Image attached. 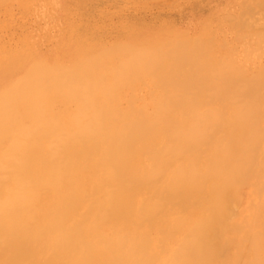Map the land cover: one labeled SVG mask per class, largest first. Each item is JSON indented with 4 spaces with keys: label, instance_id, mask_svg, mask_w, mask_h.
<instances>
[{
    "label": "bare ground",
    "instance_id": "bare-ground-1",
    "mask_svg": "<svg viewBox=\"0 0 264 264\" xmlns=\"http://www.w3.org/2000/svg\"><path fill=\"white\" fill-rule=\"evenodd\" d=\"M3 1L7 0H0V4ZM260 1L262 2V0ZM260 1L257 3H260ZM258 6L260 7V5ZM250 9L249 11H252ZM241 14V16L244 15L242 12ZM227 18L228 21H231L235 19V16L234 18ZM247 23L246 21L245 24ZM260 31L263 32L264 29ZM248 32L249 37L246 33L244 35L242 33L241 36L240 33H235L236 37L233 38L235 40H240L242 36L253 38L251 35L254 34L250 32L254 33V29ZM182 33H185V31ZM260 33L257 32L254 37L256 38L258 35L259 38L257 37V42L254 43L262 50L256 47L259 53L258 50H256L257 53H254L259 60L260 54L262 56L264 52V41H262L264 39H261V37L264 38V34ZM180 35L183 36L184 34ZM197 39L194 40V43H199L200 48L194 43L193 45L197 47L193 48L194 46L191 44V49H189L191 54L189 51H185L186 56L189 57L190 54V57H187L188 60H185L186 56L182 58L183 63L181 62V65L177 61L176 63L179 66L177 64L178 67L174 69L170 59H173L172 56L178 53L177 50L179 51V48H181L179 46L181 44L184 46L190 38L186 42L184 40L179 42V39L177 42L175 39L177 43L174 44L175 42H173L175 48L179 43L176 53L173 52L174 48H172V50L166 49V51H170L165 52L166 55L163 52L162 55L160 54L162 51L155 49L157 46L150 49L151 53L146 51L147 48L143 49L146 54L142 49V51L140 50L142 53L139 50H137L139 52L133 51L131 58L119 61L124 66H120L118 63L116 69L118 66L121 68L119 67L120 69H117V71L115 69L114 74L119 77L114 75L110 82L103 76L104 71L107 69H103V75L100 73L101 67L107 59L106 57L103 59L104 61L101 59V52H107V50L100 52L99 59L103 61L100 67H98L99 61L96 63L93 61L95 56H91L93 59H90L100 69V74L97 73L98 71L96 72L97 77L100 75L99 78L92 75L95 67L90 62L91 68L87 62L89 59L86 60L87 65L94 69L92 70L93 73L88 72V74L95 79L91 76L86 78L88 74L84 75L86 77L83 80L79 81L77 79L78 75H74L73 72L76 73L83 66H78V69L73 72L70 69L71 73L69 72L70 75H68L67 71L70 70L67 69L69 68L65 69L67 71L64 72L63 67H48L49 64L47 65V62H44L45 59L28 61L30 59L29 55L33 54L30 50V54H27L29 56L27 61L23 60L26 56L24 54L23 59L14 58V60L11 58L13 61L5 64L0 69V264H221L215 262V256L220 251L224 252L226 250H232L234 256L229 257L230 259L222 264H238L243 256H246V260L243 257L245 263H242L247 264L250 261L247 255L249 256L248 253L251 254L252 252L254 253L251 254L253 260L255 259V249L258 247L260 249L261 246V244L258 245L261 242H258L257 236H254V229L257 227L254 225L256 219L250 217V221H245L241 225L236 222L229 223V226H227L226 223L231 220L232 217L230 216L233 215L228 211L234 210V202L236 203V200H238L236 197L242 192L244 185L249 186L252 197H255L253 194L255 195L256 191L264 195V73L260 71H264V66L261 63L263 67L260 65V70H257L260 74L251 73L254 69L247 76L246 73H249V71L246 72V69L242 68L244 72L238 66L237 70L236 66L235 69H232L231 66L233 67L236 64L228 65L230 62L227 64V60V62L223 61L225 59V57H223V60L221 58L223 52H221L220 57H216L221 59L217 62H221V65H213L214 61L212 62L213 59L210 61V58H214V56L210 57L211 54L207 53L209 47H203L202 50L206 53L202 56L201 41L203 40L198 39L197 41ZM30 41L32 42V40ZM190 41L181 50L184 51V48H188ZM206 41H203V43H206ZM243 41L240 44H243ZM261 42H263V47ZM238 43L236 41V44ZM254 43H252L253 47ZM33 44L31 43V45ZM124 45L126 48V44ZM252 45H249V47ZM34 46L36 47L35 44ZM119 46L121 47V44ZM220 46L223 45L218 47ZM35 47L33 48L35 49ZM39 48L37 47L38 50H40ZM161 48L160 46L159 50ZM198 48L200 51H198ZM250 48L247 50L250 51ZM117 49L118 47L115 48V50ZM223 49L225 50V47ZM233 49L235 51L236 48ZM129 50L127 49L125 53ZM209 50L211 48L208 49V52ZM36 52L38 53V51ZM111 53L110 55H112ZM120 53L122 54V52ZM234 53L236 54V52ZM206 55L208 58L210 57L208 59L210 67L205 66L206 61H208L204 60L207 57ZM176 56L174 58H178ZM198 56H206L201 58L204 62ZM245 56L244 58L248 57ZM0 57L2 56L0 55ZM99 59L97 57V60ZM84 61L81 62L82 65ZM222 61L226 65L222 64ZM108 62L106 61L105 63L108 65L104 63V66H109L113 62L112 58ZM182 64H189V71L185 69L186 65ZM87 65L84 68L89 70V67H86ZM215 66L220 68L216 69ZM193 67H195L194 70ZM75 68L73 67V69ZM161 68L166 71L171 81L170 84L172 85L169 87L172 86V91L166 96L162 94H166L165 91L161 92L162 95L158 94L159 98H157L160 101L162 98L161 104L159 100L155 102L154 99L155 106L151 105L153 102L150 103L151 107H154L150 111L144 109L145 105L147 107V104L143 105L145 101L141 102L142 107L141 105L138 107V109L141 107L143 110H134L133 106L137 100L135 98L133 101H131L132 99L128 100V102H134V105L130 104L132 109H123V107L122 109H109L98 106V108H94L95 92L97 94L100 90H107V93L102 94V98L105 97L108 100L111 94L117 95L118 92L120 93V91H114L119 88L118 86H127L143 78L145 80L148 74V76L156 77L157 74L154 75L156 73L154 71ZM81 69L80 71L84 70ZM123 69L125 72L122 71ZM210 69L214 72L212 73ZM182 70L185 71L180 73ZM110 72H113V70ZM110 72L108 70L109 74H111ZM122 72L123 74H121ZM184 72L188 77V74H191L190 78L187 79ZM173 73L174 76H172ZM251 74L255 76H251ZM122 75H126L124 77L128 79L126 80L128 83ZM177 75L179 77L186 76L185 78L189 83H182V81L186 82L187 80L182 77L184 80L181 81ZM175 76L177 81H175ZM101 77L107 79L108 82H104V84L109 83L107 86H101L103 85L102 79L100 80ZM170 77H173L174 80ZM98 80L102 83H98ZM52 82H55L54 85L56 83L59 85L56 90L50 89L49 84ZM157 82L159 83V80ZM153 83L156 84V81H153ZM141 87L139 92L143 90ZM123 89L125 88L123 87ZM134 89L135 87L133 91L131 89L132 94L130 93V95H133ZM120 90L122 91V88ZM203 92H206V95ZM99 93L101 94V92ZM190 93H192L193 98L195 96L196 100H200L199 97L201 96L205 99L202 97V101H199L200 105L199 102H197L198 105H196V102L193 105L192 102L195 98L193 99L191 95L190 98L188 95ZM100 94L98 96H101ZM177 94L178 96H176ZM183 96L189 97V100L193 99V101L187 100L189 104L185 105L183 104L186 103L185 99L187 98L185 97L181 98L185 101H181V104L180 99L179 101L177 99ZM216 96L225 97V100L228 98L231 102L234 100L237 103L239 101L237 99L240 97L242 101L239 102H243L245 97L248 100L238 103L239 107L236 106L234 109L235 105L233 103L236 102L233 101L229 106L227 99L228 104L226 101L224 104L230 108L232 105L230 114L229 110L227 111L228 107L224 104L226 112L225 110L223 112L224 107L222 108V106H218L222 109L221 111L215 110L216 108L214 109L213 106L215 114H209L212 110L211 112L207 110L212 108L211 105L215 103ZM114 97L110 96L112 99ZM131 97H134V95ZM165 97H168L167 102L164 101ZM206 97L207 99L210 97L211 100L214 99L213 97L216 98L213 101L214 103L209 100L208 103ZM235 97L238 98L235 100ZM70 98L81 99L79 101L82 103L79 104L82 105L84 101L85 106L72 112H68L70 111L68 109L64 110L68 108L67 102L64 100ZM220 99L218 97L216 104L224 101V99ZM107 100L105 102H109ZM206 102L207 104H205ZM58 103H60L59 105L66 103V106L65 104V107L61 105L64 109H60ZM76 104L78 105V103ZM55 105L57 107L54 109ZM150 105H148V108H151ZM203 105L208 107H205L207 110L204 109V112H202ZM242 105L243 108L240 107ZM198 108H200L199 111H194ZM69 109L73 110V108ZM201 109L202 111H200ZM257 112L259 115H254ZM221 114L230 116L223 117ZM225 120L227 122L223 123ZM232 203L234 205L233 209L229 207V205L232 206ZM236 204L237 207L235 208H238L239 203ZM263 204L264 199L261 206ZM168 207L172 210L171 214L167 212ZM164 209H166V212ZM173 209H178L177 211L181 212V215L176 211L173 214ZM198 209L201 210V213L199 212L197 215L195 212L191 216L192 220L189 221L190 215H187L191 214V210ZM254 210L256 209L254 208ZM235 212L237 211L235 210ZM261 212L259 214L255 213L259 216L261 214L263 218L264 211ZM167 213L171 217H174L176 213L178 214L172 219L173 224H170L172 227L167 225V222H169ZM165 215L167 222L163 221ZM255 216V218L258 217ZM223 221L226 222H224L225 225ZM163 222L166 223H164L166 229L169 226L171 230L169 228L166 231L162 227ZM186 223L192 224L189 230H185L188 228ZM182 225L187 226V228ZM222 225L225 226L223 227L224 230L221 229V232H219L218 227H222ZM179 226L185 228L181 233L183 237L177 234L180 237L177 236V238L181 239V242H178L176 247H171V243L168 244L171 247V253H173L170 256L166 253L168 258L165 260V257H162L164 254L161 255L163 252L159 253L157 249L155 252L153 248H157L156 245L163 246L162 244L167 241L166 239L175 236L176 232L180 234L179 231L183 228H179ZM221 234L224 235L221 237ZM177 238H175V241H177ZM221 240L224 241V245L221 244L220 246ZM182 242L183 244H181ZM245 243H248L247 246ZM249 245L252 247V252L247 251V249H251L248 247ZM167 246H163L161 249L166 252L168 251ZM253 248H255L254 251ZM161 249L159 248V250ZM256 250L258 251V249ZM168 252L170 253V251ZM158 257H161V259ZM238 258L240 259L238 260ZM256 261L262 263L261 260L256 259ZM251 262H253L252 259L249 263L253 264ZM257 262L255 264H259Z\"/></svg>",
    "mask_w": 264,
    "mask_h": 264
},
{
    "label": "rangeland",
    "instance_id": "rangeland-1",
    "mask_svg": "<svg viewBox=\"0 0 264 264\" xmlns=\"http://www.w3.org/2000/svg\"><path fill=\"white\" fill-rule=\"evenodd\" d=\"M29 1L30 2L33 1L34 3L32 2L30 4ZM259 1L260 0H166V1L165 0H160V1L159 0H153V1L152 0H147V1L146 0H133V1L132 0H77V1H74V0H48V1L47 0H22V1L21 0H10L9 1V0H7V1H3L2 4H4V5L0 4V55L2 57L3 56L4 57L3 58L0 57V60H1L0 69H2L3 66H5V64L10 63L11 61H13V60H11V58L12 59H14V58H16V59H19V58L20 59H23L24 54H25L26 56L23 59L24 61H27L28 60L27 57H29V56H30V59L28 61L41 60V59L44 60L45 59L44 62L45 63L47 62L46 63L47 65L49 64L48 67L49 66H57L58 68L63 67L64 68V72L67 71V70H70V69L73 72L76 69H78V66L79 67L83 66V68L82 69L80 68V69L81 70L84 69L83 71L85 72V74H84L83 71H80V69L78 70L79 71V74L81 76L83 75L82 77L78 74V71H76L77 74L73 72L74 75H76V76L78 75L77 76V79L80 81V80H83L84 77H86L84 75H87L88 72L90 74L93 73L92 70H94V69H95L94 74L97 71H98L97 73H99L100 72V69L98 67H100V65H102V63L104 61L103 59H105V57H106L107 59H105V62L106 61L108 62L110 60V58H112V60H113L112 63H114V64L111 63L110 65H112V66H110V65L109 66H104V63H105L104 62L103 65H102V67H101L102 70H101L100 73H101V75L104 74L103 76H105L108 79V81L110 82V79L112 80L113 79V76L115 75L114 74L115 73L114 71H115L118 63L120 64V62H121L122 59H126L127 60L128 58H131V55H133V53L135 51H137V50L140 51L141 49L143 50L144 48L145 49L147 48L146 51L147 52H150L151 51L150 50L151 48H155L157 46L158 48L156 47L155 49H157L160 52L162 51L161 53L160 52H158V53H160V54L163 55L165 52L168 51V50L166 51V49L172 50V48H174L173 49L174 50L173 52L176 53L177 48L181 47V48H179V51L177 50L178 53L176 54L178 56V58H180V56H181V58L179 60H178V58H174L176 55L172 52L174 54L172 56L173 59L172 58L170 59L172 61L171 63L173 65V69L175 67L177 68L179 66V64L176 63V62L179 61L180 65H181V62L183 63L182 58H185V56H186L185 55L186 54L185 51H189V53H190V50L189 49H191L190 48L191 47V44H192V46H194L193 48H196L197 47V46L195 47V45L197 44V42L195 44L194 43L195 42L194 40L198 38L199 40L201 39L204 42L207 40L206 41L207 44L206 43H203V41H201L202 42V44H201V50L203 49V47H206V46L209 47V48H211V50H209V52H208V49L209 48L207 49V53L211 54L210 57H213L214 56L215 59L209 57L210 58V61H211V59H213L212 60V62L214 61L213 62V65L214 64L215 65L216 64H218V65L220 64L221 65V62L217 63L218 60L221 61V59L216 58V57H220L221 52H223L222 53V56H221L222 60H223V57H225V59L223 61H225V62L228 61L227 64L230 62L228 65H230V64L231 65L236 64L233 67L231 66L232 69L235 66H236V70L238 68H240V67H241V69L242 68L246 69V72L249 71V73H246L247 76H249L250 75V72L252 70L255 69L251 73H259L258 71L260 70L259 69L260 65L262 66V64H263V66H264V56H263L264 55V52L262 54L263 57L260 54V56H259L260 57V60L256 58V55H254V53H257L256 50H258V49L261 48V47L258 48V46L255 45V43H254V42H257L256 39L258 37V35H257V37L254 38L255 37V34H257V32H259V33L261 32L260 34H264V31L263 32L260 31L261 29L262 30L264 29V0H262L263 3L261 1H260V3H257ZM7 2H8V4H6ZM42 2L44 3V5H43ZM24 4H26V5H24ZM29 5H30V7H29ZM258 5H260V7L262 5L263 6L260 8ZM247 6L249 7V9L251 8L250 10H252V11H249V9H248ZM12 7H14V8H12ZM16 8H18V9H16ZM241 12L244 13L243 16H241L242 15ZM249 12H252L253 14L252 13L249 14ZM230 14H232L233 16L230 15ZM234 16H235V19H232V20L229 19L231 21H228V18L227 17H230V18L233 17L234 18ZM254 18H256L257 20L254 19ZM10 19H11V21H10ZM241 21H244V22L242 23ZM246 21L249 23V25H248V23L245 24ZM249 27L252 30L254 29V33L253 32H250V33L254 34V35H251V37H253V38H251V39L250 38H246V37L244 38L242 36V38H244V39L241 38L242 40H244L243 41V44H240L241 41H242L241 39L240 40H235L233 38V37H236L235 36L236 35L235 33H237V34L240 33L239 34L240 36H241L242 33H243V35L246 33L247 37H249L250 34H249L248 31L249 30L251 31V29ZM14 31H15V33H14ZM167 31H169V32H167ZM184 31H185V33H182ZM168 33H170V34H168ZM180 34H182V35L184 34V35L181 36ZM230 37H231V39H230ZM189 38H190L191 41L189 40L190 43H188L189 45L187 44L188 45V48H184V51L181 50L182 47L186 46L185 44L187 42H189V41H187V39H189ZM34 39H35V42L33 41ZM175 39H176V41L179 39L178 40L179 42H180V40H184L185 42L186 41L187 42L186 43L184 42L185 43L184 46H182L181 43H180L181 45L179 46V43H178L177 46H179V47L176 46V48H175V45H173V42H175ZM198 39H197V41H198ZM209 39H211V40H209ZM261 39H264V38L261 37ZM30 40H32V42ZM169 41H171V43H169ZM236 41H237V43L239 41V43L236 44ZM258 41H259V39H258ZM262 41H264V40H262ZM33 42L36 45V47L34 46ZM165 42H167V43H165ZM248 42H250V44H248ZM31 43L33 45H31ZM193 43L195 45H193ZM252 43H254V47L255 48L257 47L258 49L257 48L255 49L253 47ZM261 43L260 44L263 47V42H261ZM110 44H112V45H110ZM119 44H121V47L119 46ZM124 44H126V48H125V45ZM174 44H177V43L175 42ZM203 44H205V45H203ZM209 44L212 45V47H210ZM260 44H259V46H260ZM197 45L199 46V43ZM217 45L218 46L219 45H223V46H220L221 47L220 48ZM249 45H252L250 47H253V48L251 49L249 47ZM97 46H98V48H97ZM160 46L162 47L161 50H159ZM33 47H35V49ZM37 47L38 48L41 47V48H39L40 50H38ZM117 47L120 50H118V49L115 50V48H117ZM224 47H225V50L223 49ZM230 47L232 48L233 51H234L233 48H236L235 51H234V52H236V54L231 50ZM129 48H131V49L129 50ZM163 48H165V49H163ZM199 48H200V46H199ZM199 48H198V51H200ZM249 48H250V51H248ZM86 49H88V50H86ZM127 49L129 51H127V53H125ZM155 49H152V50H155ZM243 49H246V50H243ZM29 50L33 54H30ZM102 50L103 51L104 50H107V52H101ZM123 50H124V52H123ZM36 51H38V53ZM108 51H110V52H108ZM111 51H112V53H111ZM139 51H137V52H139ZM141 51H140V53H142ZM146 51L143 50V52L145 54H146ZM181 51H183L184 53L181 52ZM204 51H205V49H204ZM18 52H20V53H18ZM21 52H22V54H21ZM24 52H26V53H24ZM100 52H101V57H102L101 59L103 61L101 59H99ZM120 52H122V54ZM129 52H131L132 54L129 53ZM155 52H157V51H155ZM201 52L203 53L202 56L206 53V51L204 53L203 50ZM212 52L213 53L215 52L214 55H212L213 54ZM241 52H243V53L240 54ZM103 53L104 54L105 53L106 54L108 53V54L107 55H104ZM110 53L112 55H110ZM113 53H114V56H113ZM258 53H259V50H258ZM27 54L28 55L30 54V55L27 56ZM89 54H91V55H89ZM97 54H98V56H97ZM166 54L167 53H165V55ZM187 54H188V52H187ZM190 54H189V57H190ZM250 54H251V56H249ZM183 55H184V57H183ZM231 55H233L235 58L233 56L231 57ZM91 56L92 57L95 56L96 59H95V57H94V59L91 58ZM206 56H204V57H206ZM244 56L245 57L248 56L250 58L247 59L248 57L247 58H244ZM44 57H46V58H44ZM97 57H98L99 60H97ZM187 57L188 56H186L185 60H188L189 57L188 58ZM204 57L198 56V58L200 60H202L203 62H204V60H208L209 59L208 56L206 57V59ZM201 58H204V60L201 59ZM9 59H10V61H9ZM88 59H89V61H87L88 62V65L91 62V64L95 67L94 69H91L92 68L91 65H89V66H91V68L87 65L86 60H88ZM90 59L91 60L93 59V61L95 63L99 61L98 67L96 66L97 64L93 63V61H91ZM199 59H196L195 58V60H198V61H199ZM251 59H252V63H251ZM185 60H184V62H185ZM215 60H217V61H215ZM244 60H246V61H244ZM83 61H84L85 64L83 63V65H82L81 62H83ZM223 61H222V64L226 65L225 62H223ZM206 62H207V64L205 66H207V65L209 66V64H208L209 63V60L206 61ZM198 63H200V62H198ZM121 64H120V66H124V64L123 65H121ZM177 64H178V66H177ZM254 64H256V65H254ZM85 65H87L86 67H89V70H88V68H86L87 70L84 68ZM105 65H108V64L105 63ZM182 65H186V64H182ZM203 65H204V63H203ZM120 66H118L117 69H120L121 68ZM237 66H238V68H237ZM73 67H76V68L73 69ZM96 67L98 68V70L96 69ZM253 67H255V68H253ZM63 68H61V69L63 70ZM67 68H69V69H67ZM112 68H114V69H112ZM194 68L195 67H193V70H194ZM215 68L217 69V68H220V67L219 66L218 67L215 66ZM215 68H212V69L213 70H216ZM250 68H251V70H250ZM65 69H67V70H65ZM103 69H107V70L104 71ZM117 69H116V71H117ZM185 69H187V70L190 69L189 68V64L186 65ZM212 69H210V70L213 73L214 71H212ZM244 69H242L243 72H244ZM71 70L70 71H67L68 72L67 73L68 75H70ZM108 70H109V72L111 70H113V72H110L111 74H109L108 73ZM86 71H87V73H86ZM90 71H92V72H90ZM103 71L105 73H103ZM122 71H124V69ZM183 71H185V70H182V72H180V73H183ZM260 71L264 73V71H262V70H260ZM80 72H83V73H80ZM154 72H156L154 75L157 74L156 77L155 76H152V75H151L152 77L151 76H148L149 75L148 74L146 76L145 80L142 77L143 79H139V80L135 81L136 83L133 82V84L131 83L132 85L131 84H128L129 85V88L128 89H127L128 85L126 83H125V85H127V86H122V85H121L122 87L118 86L120 89L122 88V91L119 88H117L118 90L115 89L114 91H120V93L119 92L117 93V92H114V91H110L112 93H117V95L116 94L115 95L114 94H111L112 96H115L114 99L110 98L111 95L109 96L108 100L105 97L102 98V94H104V92L107 93V90H104V91L103 90H100L99 92H101V94L99 92L96 94V92H95L94 95H96V96H95V100H94V102H95L94 103V108L103 107V108H109V109H113V108L122 109V107H123V109H132L131 106H130V104L131 105L132 104L134 105V102H131V101H133L134 98H135L137 100L135 101V105L133 106L134 107V110H139V109L140 110H143L141 107L143 105L147 104V107H145L146 106L145 105L144 106V109H146V110L149 109L148 111H150L152 108H154V107H151V105L152 106L154 105V102H153L154 99H155V102H156V100H159L158 99L159 98L158 97L159 96L158 94H161V92L165 91L166 94L165 93H162V94H163V96L164 95L166 96V95H169V93L172 91V86L169 87L172 84H170L171 81H170L169 77L167 76L166 71H164V69L161 68V69L156 70ZM154 72H151V73L153 74ZM97 73L95 75L94 74H92V75L94 77L96 76V78H99L100 75H98V77H97ZM193 73H195V72L193 71ZM73 74H71V75L73 76ZM121 74H123V72ZM177 74L179 75V72ZM92 75H89L88 74V76L86 78H88L90 76L92 78L93 77ZM158 75H160V76H158ZM178 75H177V77L181 81L184 80V79L187 80L191 76V74H188L189 75V77H188L187 74L185 73L184 75L187 76V79L185 78L186 76H182L184 78L183 79L182 77H179ZM79 76H80V78H79ZM109 76H110V78H109ZM115 76H117V75H115ZM124 76L126 77V75H122V77H124ZM172 76H174V73H173ZM251 76H255V75L254 74L253 75L251 74ZM105 77L104 78L103 77L100 78V80L102 79L101 81H103V85H101L103 87H104V85L107 86V84H109V83H105L104 84V82L107 81V79ZM117 77H119V76H117ZM162 77L163 78L165 77V78L163 79ZM177 77L175 76V78H176L175 81H177ZM124 78H122V79H124ZM170 78L173 79V77H170ZM180 78H182V79H180ZM156 79L159 80V83L157 82ZM124 80L126 81L128 79L125 78ZM101 81L98 80V83L99 82L102 83ZM138 81H139V83H137ZM149 81L152 82V83H150ZM153 81H156V84H154L155 82L153 83ZM54 83L55 82H52V83L49 84V87H50L51 90L52 89L53 90H56L59 87V85L57 83H56V85H54ZM182 83H187L188 84L189 82L187 80L186 82L185 81L184 82L182 81ZM141 84H143V85H141ZM144 84H146V85H144ZM133 85L135 87V89H134L135 91L133 92L134 97H131L130 98V96H133V95H130L131 89L133 91V88H134ZM136 85H138V86L136 87ZM155 85H156V87H155ZM160 85H163V86H160ZM184 85H186V84H184ZM99 86H100V84H99ZM123 87L126 90L123 89ZM140 87L143 90H140V92H139ZM154 90H156V91H154ZM102 91H103V93H102ZM125 91H126V93H125ZM145 91L146 92L148 91V93H146ZM152 91H154V93H152ZM203 93L206 95V92H203ZM98 94H100L101 96H98ZM143 94L145 95L144 97H143ZM191 94L192 93L188 94L189 97H190ZM195 94H196V92H195ZM200 94H202V93L200 92ZM141 95L143 97V100H142ZM54 96H55V94H54ZM153 96H154V98H153ZM176 96H178V94ZM191 96L193 98V95H191ZM185 97L184 96L183 97H180V98L178 97L177 100L179 101V99H180L179 102H181V101L182 102H185L186 101V103H183V104L187 105L188 101H190L191 99L189 100V97L188 98L186 97L187 99H185V101H183V99L181 100V98H185ZM202 97L203 96L199 97L200 100L204 98V97L203 98ZM216 97H213L214 98V99L212 98L213 100H211L210 97H208L209 99H207V97H206V100H207V102H208V100L210 102L211 101L213 102ZM218 97H219V99L221 98L220 100L224 99V101H220L219 103H217L218 104L217 105L216 102H218L217 101L218 100ZM218 97L216 98V101H214L215 103L213 102L214 104L211 103V104H213V105H211L212 106L211 109L209 108L207 110V109H205L206 106L204 107V105H203V107H204V108H202L203 111H202V109L200 111L204 112V109H205V111L206 110L207 111L210 110V112H211V110H212V112L209 113V114H212V113L215 114L214 113L215 111H213V106H214V109L216 108L215 110L218 109V110L221 111L222 109L220 107L221 106H222V108L224 107L223 104L225 103V101L227 103V99L228 98L225 100V97L224 98H222L221 96H218ZM246 97L248 98L247 95H246ZM246 97H245V100H243V102L246 101V100H248V99H246ZM75 98H77V97H75ZM75 98H72V99L70 98V99L64 100V101L67 102V105H68L67 107L68 108H65V109L62 108V106H64V104L66 106V103H63V105L61 104L62 106L59 105L60 103H58L59 108L60 109H64V110H66V109L70 110V111L67 110L68 112H72V111L78 110L80 108L82 109V106H85L84 105V101L82 100L83 101V104L81 105V104H79V103H82L81 101H79L81 99L78 98L79 100H77V99L75 100ZM149 98H150L151 101L148 100ZM167 98L165 97L164 101L167 102V100H166ZM194 98H195V96H194ZM236 98H238V97H235V100H236ZM130 99H132L130 101L131 103L128 102V100H130ZM193 99L191 101H193ZM232 99H234V98H232ZM106 100L109 101V102H105ZM200 100H196V98H195L194 101L192 102V104L194 105L195 102H196V105H198L197 102H199ZM206 100H204V101H206ZM237 100L242 101L241 97L239 99H237ZM161 101H162V98H161ZM161 101L159 100L160 104H161ZM228 101H229L228 102L229 104L228 103L227 104L230 106V104H232V102L234 100L231 102L230 99H228ZM239 101H238L239 104L240 103H243V102H239ZM141 102H144V104L142 105ZM152 102H153V104L150 105V103H152ZM182 102H181V104H182ZM207 102L205 104H207ZM234 102H236V103H233V105H235L234 106V109H235V107L238 106V103H237V101H234ZM76 103H78V105ZM96 104H98V105H96ZM79 105H81V106H79ZM95 105H96V107H95ZM140 105H141V107L138 109V107ZM148 105H150L151 108H148ZM199 105H200V102H199ZM224 105L227 106L226 104H224ZM243 105L240 106V107L243 108ZM218 106H220V107H218ZM55 107H57V105L54 106V109H55ZM156 107H159V106H156ZM161 107H162V105H161ZM238 107H237V109H238ZM59 108H57V109H59ZM69 108H73V110L72 109H69ZM206 108H208V107H206ZM231 108H232V105H231ZM231 108L230 107L227 108V111L229 110V114L231 113V111H230ZM199 109L200 108H198L197 110H194V111H199ZM225 109H226V107L223 108V112H224ZM240 110H242V109H240ZM216 112H218V111H216ZM225 112H226V110H225ZM243 112H244V110H243ZM243 112H241V113H243ZM232 113H235V112H232ZM219 114H220V112H219ZM245 114H246V112H245ZM221 115H223V114H221ZM254 115H257L258 116L259 113L257 112V114L255 113ZM229 116L230 115H227V116L226 115L225 116L223 115V117H229ZM252 117H253V115H252ZM222 121H224V120H222ZM226 122L227 121L225 120V122H223V123H226ZM227 127H228V125H227ZM248 192H250V193H248ZM258 193H260V192L256 191L255 195L253 194V196H255V197H252V191H251V189L249 188L248 185L247 186L244 185V187H242V192H240V194L237 193L238 196L236 197V199L238 198V200H240V201L236 200V203H239L238 208H235V207H237L236 206L237 204L233 201L234 204H235V207H234L233 203H232V206L229 205V207H232V209L234 207V210L233 211L232 210L231 211H228L227 210L228 213H231V214L233 213L234 216L233 215L230 216V217H232L230 219L231 220L233 219L234 221L233 220L232 221L231 220H228L229 219L228 216H227L228 219H226V220H228L229 222L226 223L225 221H223V223L225 222L227 224V226H229V223L231 224V223H236V222L237 223H240V225H241L245 221H248V220L250 221V217L256 219L255 222H256L257 225L255 223H254V225H255V227L256 226L257 227H256V229H254L255 230L254 236H257V239L259 240L258 242H261V243H258V242L257 243H258V245L261 244V246H260V249H259L258 246H256V247H258V248H256V249H258V251L255 248H253V251H254V249L256 251L255 252L256 253V256L254 257L255 258L254 260H253V257L251 255L253 253L251 251L252 250V247H250V245H249L248 247H250L251 249H247V251H249V252L251 251L252 252L251 254L248 253L249 256L247 255V257H249L248 259L250 261L252 259L253 262H251V263H253V264H255V262H257L256 259L261 260L262 263L264 262V260L262 261V259H264V236H263L264 233L262 234V232H264L263 231L264 230L263 229L264 228V225H263L264 224V219H263L264 218V214H263V218H262V215H261L262 214L261 211H264V204L261 206V203H262V201L264 199V195H262V193H260V195H258ZM254 198H255L256 202H255ZM252 202H253V204H252ZM229 207H228V209H229ZM254 208L257 211L254 210ZM168 209H169V207H168ZM168 209H167V212L170 213L172 210H170V209L168 210ZM178 209L180 210V208H178ZM248 209H250V210H248ZM164 210L166 212V209H164ZM177 210H174L173 209L174 212H172V213L175 214V211H176L179 215H181L180 213L182 211L180 210L181 212L179 213ZM235 210L237 212H235ZM254 211L257 212L258 214L261 212L260 216L257 213H255ZM195 212L198 215L199 212L201 213V210L200 209L193 210V211L191 210V212H190L191 214H188L187 215V216L190 215L189 218H188L189 221L192 220L191 216ZM169 213H167L168 216H169ZM177 213H176V215L174 217H176L178 215ZM228 213H227V215H228ZM236 213H237V216H236ZM242 213H244V214L246 213V214L244 215ZM251 214H252V216H251ZM183 215L181 216L182 218L184 217ZM255 215H257L258 217L255 218L256 217ZM168 216H167V218H169V220L168 219L167 220L169 222H167L166 219H165L166 218V215L164 216V220L163 221L167 222L168 223L167 225H170V224L172 225L173 224V222H172L173 220L172 219H174V217H171V216L168 217ZM259 217H261V218H259ZM175 219H178V218H175ZM242 220H244V221H242ZM165 222H163V225L164 226L162 225V227H164L166 229V225H165L166 223ZM170 222H172V223H170ZM225 223H224V225H225ZM186 224H187L188 228L185 225H182V226L183 227L185 226V228H187V229L179 226V228H183L182 230L179 231L180 234L176 232V234H175L176 237L175 236H172L171 238H167L166 240L168 241V243H167V241H165L162 245L163 246H167L168 244L171 243V247H176L177 246V243L178 242H181V239L179 240V238H180L179 236H182L183 237V235L181 233L184 231V229L185 230H189V228L192 226L191 223H186ZM259 224H261V225H259ZM171 225H170V227H172ZM170 227L167 226V229H169ZM174 227H175V224H174ZM223 227H225V226L222 225V227L221 226L218 227L219 228V232H221L220 231L221 229H222V231L224 230ZM260 227H261V229H260ZM167 229H166V231H167ZM226 229H227V227H226ZM170 230H171V228H170ZM170 232L172 233V231H170ZM256 232L257 233L259 232L258 233L259 235ZM164 234H165V232H164ZM219 235H220V233H219ZM223 235L221 234V237ZM177 236L179 238H177ZM173 237L177 238L176 239L177 241H175V238L173 239ZM183 239H182V241H183ZM169 240H172V241H169ZM184 240H186V239H184ZM165 243H167V244H165ZM172 243H173V245H172ZM181 244H183V242ZM221 244L224 245V241L223 240H221V242L219 243L220 246H221ZM246 244H248V243H245V245ZM156 246H157V248L155 247V248H153V250L156 252V249H157V251H159V253L160 252H163V253H161V255L164 254L162 257L163 258L165 257L164 258L165 260H167V258H168L167 255L168 254L170 256L173 253V252L171 253V250H170L171 247L169 245L166 248H167L168 251H170V253L168 251H166V249H165L166 252H164V250L161 249V247H163V246H161V245H160L161 247L159 245H156ZM178 247H180V245H178ZM159 248L161 250H159ZM245 249H246V247H245ZM166 253H167V255H166ZM156 255H158V254L156 253ZM233 256H234V254L232 253V250H230V251L229 250H226L224 252L220 251V253L217 256H215L216 258L214 257L215 258L214 260H215V262H219V263L222 264L223 262H227V260L230 259L229 257H233ZM240 257H242V256H240ZM243 257L241 259L238 258V260L240 259V262L238 264H241L242 262L245 263V261H243ZM158 258L161 259V257H158ZM244 258L246 260V256ZM250 261H248V263ZM257 263H259V261Z\"/></svg>",
    "mask_w": 264,
    "mask_h": 264
}]
</instances>
